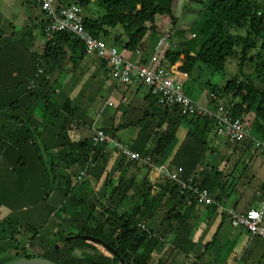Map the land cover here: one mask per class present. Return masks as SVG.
<instances>
[{"label": "trees", "instance_id": "1", "mask_svg": "<svg viewBox=\"0 0 264 264\" xmlns=\"http://www.w3.org/2000/svg\"><path fill=\"white\" fill-rule=\"evenodd\" d=\"M26 1L32 4L31 0ZM55 1L56 8L73 2ZM188 1L199 4L206 15L203 23L207 21L206 30L203 28L200 33L203 37L201 46L197 53L190 51L188 46L170 49L163 65L168 68L176 66L180 74L189 77L198 65H206L213 72L221 73L228 62L234 60L238 73L223 85L209 84V102L214 109L220 106L234 119H242L250 136L263 140L264 0ZM38 2L44 17L40 29L41 36L46 39L44 50L30 54L28 58V53H20V58L15 53L0 57V188L8 192L11 189L9 195H22L18 201L26 203L33 198L32 204L36 201L42 203L39 212L49 210L48 213L56 216L60 214L68 228L74 227L76 232L65 235L60 221L55 228L58 231L42 238L38 230L49 231L44 224L24 226L16 219L8 220L11 215L0 218V264L22 258H43L56 264H181V258H184L185 264H215L223 252L220 231L200 249L197 248V240L204 237L207 228L192 226L191 217L199 204L211 209L205 225L218 211L234 229H245L252 237L245 227H234L229 215L231 211L223 209L226 200L231 198L232 185L235 186L223 179L242 177V173L235 176L238 169L225 175V168L213 166L208 171L192 174L193 170L180 164L183 168L178 172L183 182L181 185L163 177L153 166L142 161L127 162L117 153L121 161L111 173L110 146L116 153L112 145L95 144L93 137L73 140L71 135L80 128L93 129L94 134L103 131L117 138L108 128L97 127L95 119L87 122L90 113L80 105L85 90L83 86L77 91L74 88L78 83H74L72 91L67 94L59 90L65 75L62 73L53 80L55 70L65 69L67 58L74 72L80 70L87 54L84 44L70 33L56 32L47 38L45 30L51 21L42 10L41 0ZM184 2L186 0H80L79 4L83 14L88 13V16L84 14V19L90 34L106 42L112 37L110 46L122 45V52L129 59L137 51H143L151 34L173 38ZM118 27L122 32L112 36V31ZM240 30H245V34L233 33ZM123 37H127L126 42ZM259 42L257 53H253ZM256 56L260 57L256 59L255 76H247L246 67L251 61L255 63ZM5 58L11 66L7 65ZM100 62L106 69L107 63ZM80 71L74 74L75 81L81 78ZM74 91L77 94L72 96ZM65 96L67 99L63 98ZM152 98L159 108L164 109L154 133L145 138L153 120L144 126L141 125L144 120L138 121L136 124L142 127L140 132L146 141L145 146L125 145L142 157L153 158L155 164H164L174 171L165 159L176 145L181 134L178 127L182 126L188 130V138L179 146L174 159L176 163H179L181 153L186 155V152L190 155L188 162H193L195 157L201 158V164L207 161V152L201 150L207 145L210 132L215 131L214 121L206 117L183 116L177 108L162 107ZM108 105L112 106L111 103ZM48 132L53 134L47 139ZM242 144L253 147L248 142ZM81 173L83 177H80ZM4 181L10 186L8 189L2 186ZM204 190L210 194V205L200 202L198 193ZM262 191L261 203L264 184ZM53 200L60 204L56 212L52 207ZM74 236L92 237L108 247ZM253 238L264 245L261 237ZM247 253L245 251L241 258L244 263L249 257ZM255 262L253 264H264V257Z\"/></svg>", "mask_w": 264, "mask_h": 264}, {"label": "crops", "instance_id": "2", "mask_svg": "<svg viewBox=\"0 0 264 264\" xmlns=\"http://www.w3.org/2000/svg\"><path fill=\"white\" fill-rule=\"evenodd\" d=\"M35 2H37V4H35L36 10L29 11V6L31 5L30 3L27 4V1L24 3L22 0H0V57H5V53H15L17 58H20V53H28V58L30 54L41 53L44 50L46 39L41 36L40 33L44 17L40 9V2H38V0H35ZM123 41L126 42L127 37H123ZM107 43L109 46L112 45V43L110 44L108 41ZM145 51L146 46L143 48L141 57L135 54L129 59L124 52L120 51V53L131 63H148L155 54L152 53L149 58H146ZM5 60L7 62V58H5ZM65 63V69L55 70L53 75V80L57 79L62 73L65 75V78L61 81L62 86H60L59 90H64L69 94L72 91L71 89L74 83H78L74 90L79 91V88L83 86L85 90L82 91L84 93L82 97L83 100H80V105H85L82 101H89L90 103H88V106L91 108L89 107L90 110L86 109L89 113L92 111L91 102L94 103L96 98H99L102 94L107 95V100L103 109L106 107H114L116 112L105 113L102 110L101 113H96L95 120L98 125L97 127L101 126L108 128V130H111L115 134L117 139L126 145L131 146L136 144L139 147H144L146 141L141 138L142 134L140 131L142 127L136 123L144 120L143 124H141L144 126L148 123L147 121H154L146 132V138L154 133L153 131L158 121L162 118L160 114L164 111L163 108L161 109L155 104L149 89L146 86H140L136 82L127 86H119L107 72L109 70L108 66L105 69L99 60L91 56H87V58L82 61L80 64L81 71L76 70L73 72L71 69L72 64L68 62V58ZM7 65L11 66V63L8 61ZM8 70L9 69L6 71ZM79 71L81 72V78L75 81L77 77L74 74ZM72 75H74V77ZM5 79L8 80V77ZM74 93L77 94V91H74L72 96H74ZM89 97H94V100L90 101ZM63 98L67 99V96ZM109 103H111L112 106H109ZM151 115H153V118ZM90 121L91 119L87 120L89 123ZM131 123H134V125H131ZM178 128L181 134H179L176 145L173 147L170 154L167 155L165 159L166 164L174 168V171L177 173L183 169L180 164H185L189 167L188 169L191 171L193 170L192 174L203 170L208 171L213 166H219L220 169L225 168V175L231 174L236 171V169H238L237 171L239 172L240 168H242V164H244L249 174L245 171L240 178H231L229 176L223 179L224 182H231V184L235 185H232L231 190V197L234 199L232 201L229 200L227 205H223V209L226 211L245 213L250 209L260 207L263 198L264 155L257 149L244 146L243 144L236 145V149H233L235 146H230L231 144L229 142H227V146H224L223 141L218 138L215 131H212L207 138V145L202 146L201 150L207 152V161H203L201 164V158L195 157L192 158L193 162H188L190 155L186 152V155L181 153V159L179 157V163H176L174 159L178 154L179 146L181 144L184 145L188 138V130L184 129L182 126ZM80 129L76 131L75 135H71L73 140L91 139L93 137V129ZM52 134L53 132H48L47 136L52 137ZM109 151V168L112 173L119 167L121 159L117 155V152L114 153L111 149H109ZM248 154L249 157L245 159ZM209 212H211V209H206L202 204H199L198 207H196L195 215L191 217V223L192 226L197 228L199 226H201L202 229L204 226L207 227L204 232V237L201 240H197L199 244H197L198 249L204 246L214 233L218 231H220V235L223 232L226 233L228 239L221 241L223 252L217 258L218 261L215 264H253V262L256 263L255 260L257 261V258L264 257V245L262 242L250 237L244 231L245 229H234L229 220L222 219L220 212L217 211L214 213L209 222H207L209 224L205 225L208 220L207 214ZM227 225L230 227H227ZM240 236H244V241L241 240ZM245 251L246 253L248 252L247 255L249 254V257L244 263L241 258ZM180 263H182V261H180Z\"/></svg>", "mask_w": 264, "mask_h": 264}, {"label": "built area", "instance_id": "3", "mask_svg": "<svg viewBox=\"0 0 264 264\" xmlns=\"http://www.w3.org/2000/svg\"><path fill=\"white\" fill-rule=\"evenodd\" d=\"M80 0H73L67 6L55 7V0H41L42 10L50 18L51 24L45 30L47 38H51L56 32H66L75 36L84 44L87 56L107 63L111 78L118 85H128L137 82L146 86L157 104L166 108H177L181 115L189 118L206 117L215 123V132L218 136L225 137L234 144L251 143L264 155V139L257 140L250 136V130L240 118L234 119L228 111L222 107L208 109L189 98L183 91L180 82V74L175 68L164 66V58L168 50L172 48L170 35L161 36L156 46V53L148 63H131L126 60L116 47H110L106 41L94 38L85 27L84 14L79 4ZM136 55L142 56L141 51ZM177 68V67H176ZM178 71V70H177ZM182 75V74H180ZM184 77H187L183 75ZM215 98V96H212ZM98 145H112L116 152L127 162H143L153 166L163 177L176 181L183 185L179 174L166 165H157L154 159L132 151L121 141L106 135L103 131H96L92 138ZM81 173L80 177H83ZM200 202L204 205L212 204L208 191L198 193ZM234 227L242 226L247 229L252 237H261L264 240V200L258 209L242 214L231 211L229 213Z\"/></svg>", "mask_w": 264, "mask_h": 264}, {"label": "rangeland", "instance_id": "4", "mask_svg": "<svg viewBox=\"0 0 264 264\" xmlns=\"http://www.w3.org/2000/svg\"><path fill=\"white\" fill-rule=\"evenodd\" d=\"M22 1L25 2V0H22ZM31 2L32 4H30L31 6H29L30 7L29 11L36 10V6L34 3L35 0H31ZM93 7L94 9H96L95 6ZM84 14L85 16L86 15L88 16V13L86 11L84 12ZM205 17H206L205 12L202 11V8L199 4L190 3L188 0H186V2L183 3L182 8L180 10L179 24L176 27V30L173 34V38L171 39V45H172L171 49L176 50L180 47H185V48L189 47L190 51H192L193 53L198 51V49L201 46L202 40H203V37L200 36V33L202 32L203 28L206 30L205 24L207 21L203 25ZM121 32H122V29L120 27L115 28L112 31V36L120 34ZM245 32H246L245 30H240V31H235L233 33L244 35ZM159 38L160 37L156 34H151L147 37L146 45H145L146 46V51H145L146 58H149V56H151L152 53L154 54L156 53L155 46L158 43ZM108 42H110V44L112 43V37L108 39ZM259 46H260V42L258 43L257 48L253 50V53H257L255 51L259 49ZM115 47L119 51H122V47H123L122 45H118ZM259 57L260 56L255 57V63H253L252 61L248 63L246 70H245V74L247 76H252V77L255 76V67H256V63ZM262 57L264 58V52L262 53ZM175 67L176 66H174L172 69H174ZM175 72L179 74L176 68H175ZM237 73H238V69H237L236 62L234 60L233 61L230 60L228 64L226 65L225 71L221 73L213 72L211 68L207 67L206 65L201 64L196 67V69L193 71V73L189 77H184L183 75H180V74L178 76H180V82L183 86V91L189 98H191L194 102L208 109H214L213 105L209 102V84L218 85V86L223 85L228 80H230L232 77H234ZM74 95H76V93ZM93 98L94 97H89V100L93 101L94 100ZM106 100H107V95L102 94L99 98H96L94 103L91 102L92 111L89 114L90 119H96V113L99 114L102 112V110L105 113L116 112L114 107H106L105 109H103L106 103ZM82 102L85 103V105L83 106L86 109L90 110L91 107L88 106V103L90 102L89 101L87 102L82 101ZM39 133H40V129H39ZM46 138L48 139L50 137L47 136ZM218 138H220L223 141L224 146H227L228 145L227 142H229L231 144L229 145L235 146L233 149H236L237 144H234L228 141L223 136H218ZM110 148L112 149L111 146ZM248 157H249V154L245 159H247ZM245 171L247 174H249V171H247L246 165L242 164V168L236 176H238L239 174L241 175V173L243 175ZM2 186L3 187L7 186L6 187L7 189L10 187L7 185L6 181H4ZM229 189L230 187L227 188L228 192H229ZM11 191L12 190L9 189V192ZM9 192L8 190H3L2 188H0V202H2L0 205L1 207L0 218L1 219H5L9 215H11V218L8 220L16 219L20 221L21 224L24 226L29 225V226L36 227V226H39L38 224H40V226L44 224L49 231H46L45 229L38 230L39 236H41L42 238L45 237V234L55 231V228L59 225L60 221L64 225L63 227L65 228L64 230L65 235L68 234L69 232H73V233L76 232L75 231L76 228L74 227L72 229L68 228L69 226L65 223L64 218H61L60 214L56 216L54 214H51L50 212L48 213L47 211L49 210L47 211L44 210L42 212H39V208L42 207V203L36 201V204H32V201L34 200L33 198H32V201L30 202L26 201V203H24V201H18L20 200L22 195H18V194L16 196L9 195L10 194ZM233 199L234 198L231 197L230 199L226 200L225 205H227L229 200L232 201ZM51 203H52V207L55 208L54 212H56L60 204H58V201H55V200H53V202ZM227 227H230V226L227 225ZM56 231L58 230L56 229ZM51 235H48V236L51 237ZM50 239L55 241L53 236ZM220 239L221 240L228 239L226 236V233L223 232L220 235ZM241 240L244 241V236L241 237ZM168 241H170V238H168ZM23 242L27 243V240H24ZM60 245L63 246V243H60ZM4 247L6 248L7 245H5ZM181 261H182L181 264H185L184 258H181ZM176 264H178V262Z\"/></svg>", "mask_w": 264, "mask_h": 264}, {"label": "water", "instance_id": "5", "mask_svg": "<svg viewBox=\"0 0 264 264\" xmlns=\"http://www.w3.org/2000/svg\"><path fill=\"white\" fill-rule=\"evenodd\" d=\"M73 238H80V239H83V240H90V241H93V242H96V243H100V244H103L105 245V247H108L106 244H104L103 241L101 240H98V239H95V238H92V237H88V236H74ZM8 264H56L52 261H49V260H46V259H43V258H34V259H27V258H22V259H18L16 261H13L11 263H8Z\"/></svg>", "mask_w": 264, "mask_h": 264}, {"label": "clouds", "instance_id": "6", "mask_svg": "<svg viewBox=\"0 0 264 264\" xmlns=\"http://www.w3.org/2000/svg\"><path fill=\"white\" fill-rule=\"evenodd\" d=\"M108 44V43H107ZM110 47H115V46H110ZM142 52V51H141Z\"/></svg>", "mask_w": 264, "mask_h": 264}, {"label": "bare ground", "instance_id": "7", "mask_svg": "<svg viewBox=\"0 0 264 264\" xmlns=\"http://www.w3.org/2000/svg\"><path fill=\"white\" fill-rule=\"evenodd\" d=\"M60 8V7H59Z\"/></svg>", "mask_w": 264, "mask_h": 264}]
</instances>
